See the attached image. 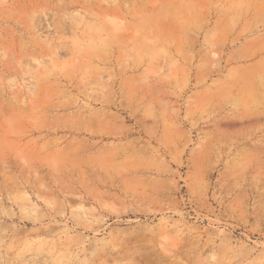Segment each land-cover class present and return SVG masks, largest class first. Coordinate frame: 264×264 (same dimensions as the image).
Here are the masks:
<instances>
[{
	"label": "rangeland",
	"instance_id": "obj_1",
	"mask_svg": "<svg viewBox=\"0 0 264 264\" xmlns=\"http://www.w3.org/2000/svg\"><path fill=\"white\" fill-rule=\"evenodd\" d=\"M0 264H264V0H0Z\"/></svg>",
	"mask_w": 264,
	"mask_h": 264
}]
</instances>
